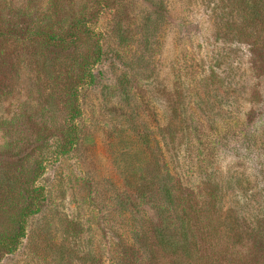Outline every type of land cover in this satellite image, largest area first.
Masks as SVG:
<instances>
[{"label":"rangeland","instance_id":"rangeland-1","mask_svg":"<svg viewBox=\"0 0 264 264\" xmlns=\"http://www.w3.org/2000/svg\"><path fill=\"white\" fill-rule=\"evenodd\" d=\"M250 3L0 0V239L35 210L0 264H264V0ZM83 16L104 54L69 121L72 48L28 30L48 17L64 37ZM146 143L184 200L191 257L158 244L156 206L121 175Z\"/></svg>","mask_w":264,"mask_h":264},{"label":"trees","instance_id":"trees-1","mask_svg":"<svg viewBox=\"0 0 264 264\" xmlns=\"http://www.w3.org/2000/svg\"><path fill=\"white\" fill-rule=\"evenodd\" d=\"M104 1V7H108L110 0ZM253 1L261 2V0ZM53 2L54 1H52V3ZM244 2L245 6L248 7L246 10L250 9V11H253L251 7L254 5L250 3V0H244ZM154 5L157 7L156 3L152 6L154 7ZM250 16L254 19L256 13H250ZM46 19L48 21L46 20L45 25L36 26V28L29 29L28 31L29 34L34 33L35 35H44L45 33V35L54 40V42L72 48L71 52L68 53V59L71 68H75V73L73 74V78L72 76L69 77L70 81H68L65 89H68L70 93L67 97V104L70 115L69 121H73L76 116H79V88L83 85L92 84L96 79L93 73V67L101 60L104 54L102 42L99 34L95 33L94 30L88 26V21L85 16L75 21L72 26L74 31H69L64 37H57L54 34L50 35L49 32H47L50 19H48V17H46ZM157 24L158 19L150 22L145 28L155 27ZM45 28L46 30H44ZM116 36L119 43H124L126 41V38H124L122 34H116ZM88 44L90 48H87ZM60 48L62 49V47ZM73 50L78 51L76 56L73 54ZM58 54L60 53L58 52ZM167 138L168 140L173 138L172 134H168ZM75 143L76 142H71L70 148H72ZM150 144L151 143H146L145 145V148L148 149L150 153L147 156L146 162H139V155L137 152H134V150L130 153H124L126 158L122 162L121 175L124 177V182L127 184V188L130 191L141 199L151 201L156 206L161 220V226L154 231L158 244L165 249H169L173 252L179 251L184 256L191 257L192 254L194 255L195 251L192 250V227L190 226L186 207L183 205L184 200L176 195L177 189L175 188L172 175L169 170H167L168 168L166 166H164V169L161 168L159 165L160 161L153 153L154 149L150 147ZM160 168L164 170L163 173L159 170ZM34 211L35 210H31L29 207L24 209L18 218L17 228L11 233L12 235L8 238L0 239V249H5L7 253H12L17 248L18 241H21L26 235L25 224L27 218ZM179 211H181V213ZM170 213L174 214V216Z\"/></svg>","mask_w":264,"mask_h":264}]
</instances>
